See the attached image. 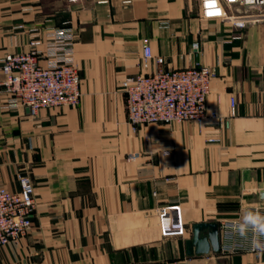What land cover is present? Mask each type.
<instances>
[{
    "label": "crops",
    "instance_id": "1",
    "mask_svg": "<svg viewBox=\"0 0 264 264\" xmlns=\"http://www.w3.org/2000/svg\"><path fill=\"white\" fill-rule=\"evenodd\" d=\"M57 29L73 35L79 104L30 116L4 107L0 88V187L19 191L26 174L35 197L31 228L0 246V264H264V248L185 244L193 224L264 216V21L205 19L199 0H0V56L34 38L44 49ZM144 38L165 68L216 70L206 103L223 126L128 123L120 83L138 72ZM160 207L181 230H162Z\"/></svg>",
    "mask_w": 264,
    "mask_h": 264
},
{
    "label": "built area",
    "instance_id": "2",
    "mask_svg": "<svg viewBox=\"0 0 264 264\" xmlns=\"http://www.w3.org/2000/svg\"><path fill=\"white\" fill-rule=\"evenodd\" d=\"M255 8V12L234 14L232 6ZM202 18H218L240 28L264 21V0H199ZM73 35L66 29L48 32L44 49L37 38L29 49L0 56V88L7 94L4 107H26L30 116L43 108L75 107L81 99L79 70L73 59ZM192 48L198 49L193 42ZM42 59L47 63L43 64ZM154 61V68H150ZM164 58L154 56L147 38L143 39L138 72L121 81L125 93L128 123L135 129L150 123L179 124L216 122L223 126L226 118L207 107L210 82L216 75L213 67L195 64L182 68H165ZM230 115L235 113V98L230 96ZM215 139H210L213 141ZM133 158V157H131ZM19 191L0 187V246L24 236L32 226L35 205L34 185L26 174L17 175ZM174 207H160L159 222L163 231L182 229ZM254 213H257L254 211ZM258 214V213H257ZM240 218H223L218 222L219 250L223 253L257 251L260 235Z\"/></svg>",
    "mask_w": 264,
    "mask_h": 264
},
{
    "label": "water",
    "instance_id": "3",
    "mask_svg": "<svg viewBox=\"0 0 264 264\" xmlns=\"http://www.w3.org/2000/svg\"><path fill=\"white\" fill-rule=\"evenodd\" d=\"M205 231V234L202 232ZM188 254H207L219 250L218 224L215 222H199L192 225V236L187 239Z\"/></svg>",
    "mask_w": 264,
    "mask_h": 264
},
{
    "label": "clouds",
    "instance_id": "4",
    "mask_svg": "<svg viewBox=\"0 0 264 264\" xmlns=\"http://www.w3.org/2000/svg\"><path fill=\"white\" fill-rule=\"evenodd\" d=\"M246 227H251L254 231L258 232L260 235H264V216L257 213H251L245 218ZM255 247L264 248L258 239L254 242Z\"/></svg>",
    "mask_w": 264,
    "mask_h": 264
}]
</instances>
